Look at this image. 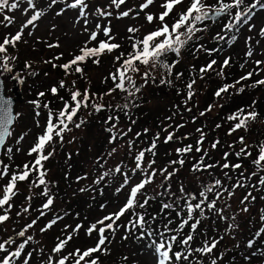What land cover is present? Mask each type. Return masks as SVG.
Returning <instances> with one entry per match:
<instances>
[{"label": "snow or ice", "instance_id": "snow-or-ice-1", "mask_svg": "<svg viewBox=\"0 0 264 264\" xmlns=\"http://www.w3.org/2000/svg\"><path fill=\"white\" fill-rule=\"evenodd\" d=\"M57 2L58 0H50L49 7L57 4ZM125 2L126 0H111V3L117 8L125 4ZM154 3L155 0H143V2L139 5V8L141 11H143L148 9L149 6L153 5ZM27 4L29 9L36 8L34 0H27ZM18 7V0H0V13H4L6 9L11 11L17 9ZM66 7L78 8L80 17L85 18L84 23L87 25V13L85 12L87 4L85 3V0H71L70 3H66ZM178 8L180 9L179 11H177ZM256 8L264 10V0H252V3L250 4H245V0H214V3H208V0H163V3L160 5L161 10L158 13L148 12L145 14L146 22L149 25H153L152 30L147 31L141 37H136L135 34L139 32L140 29L136 27H129L128 32L132 34L129 36L131 50L127 53L121 52L118 56L114 57V63L119 64V67H117L114 72H110L109 77L105 78V80L111 78L113 81V87L104 94L92 93L88 88H85L83 91L78 88L74 91L70 90V101L64 100V98L61 97V100L63 101L62 109H60L58 112H52L51 110L48 112L43 133L38 135L36 142L29 149V155L36 154L34 161L31 162V166L28 163H25L21 171L12 172L8 183L3 187L2 195H0V209H3V214H0V224L10 219L9 211L12 208L11 200L18 193L17 183L27 180L33 173H35L36 179L32 181L31 187H39L43 185L44 191L42 195L47 197L46 202L42 205V209H49L50 206L53 205L54 199L52 195H50L49 189L47 187V170L44 168L43 162L47 161L51 156H53L55 149L52 148V150L47 151L46 154L45 150L46 148L51 147L54 140L57 138L60 140V142H63L64 133L72 130L70 125L78 129L86 123V119L84 117H78V113L81 111V109H90L88 115L99 113L101 111L115 110L122 111L126 116H128L131 107L139 106L136 103V100L139 98L137 94L141 92L143 86L150 81L152 83L156 82V76L154 75V72L157 68L166 71V75L162 74L159 79L160 85L172 84V81L168 79V77L172 75L173 68L179 63V57L182 50H184L191 42H193L194 39H200V37L197 36V33H203L207 31L208 24L206 21H212L215 23L222 17H227V21L222 25L221 32L216 33L213 39L218 43H231L232 41L236 40L237 37L234 34V31L238 32L239 26L241 24L249 25V30L254 27V25H250V21L253 18V12ZM24 11L27 12L28 9H25ZM63 11L64 9H61L57 15L62 14ZM132 11L133 9L130 8L127 11L121 12L119 15L121 17H127ZM97 12L101 16L111 15L110 12H107L104 9H97ZM42 15V11H35L34 14H32L31 17L26 21V23L21 26V29L15 33V35L10 37L5 36L3 41L0 42V67H2L4 70H10L9 62L11 60L18 59L17 56H12L8 53V47L11 46L13 49H15L17 44L22 41L24 29L28 28L29 26H34L35 22L39 20ZM137 15H139V13H137ZM3 21L11 24L12 18L8 15H4ZM100 27L101 26L99 24L96 25L97 29H100ZM103 33L106 39L100 40L98 45L89 47L88 42H85L84 46L79 49L78 55H74L71 60L64 64L57 65L53 63L52 66L60 67L64 70L67 76L71 75L73 72L82 75L84 69L81 67V65L86 63L89 59H91L94 64L98 65L102 55L105 53H112L114 50H117L121 47L120 44L112 42L114 37L110 35L111 29L109 27H104ZM229 33H232V35L229 36ZM31 34L32 33L29 32V35ZM260 34L264 36V28L260 29ZM97 36L98 32L92 31L90 33L89 40L96 41ZM248 39L251 40V37ZM48 47H59V44H48ZM218 50V48L206 49L203 44H196L194 46V53L206 51L209 55H211ZM169 54H174L177 59L168 62L166 58L169 56ZM252 55L253 51L251 48H249V50L246 52V56L251 57ZM61 56H57L54 59H60ZM230 59V57L224 59L221 69L219 72H217V75H223V69L229 66ZM45 63H52V61H45ZM216 63V60H210L205 66L200 68V73L204 74L210 70H213V66L216 65ZM255 64L259 67L260 65L264 64V61L257 60L255 61ZM140 66L144 67L145 70L143 72H141ZM25 67L31 68V64L26 62ZM241 67H243V65ZM133 74L141 76L143 83L138 85L137 81L133 77ZM253 74L254 73L252 71L247 72L245 75L241 76L240 79L235 82V84H239L241 81L250 79ZM182 75V73H176L177 78L181 77ZM195 82V80H191L186 84L188 89V99L184 101L185 104H187L188 100H191L194 95L193 86ZM75 84L76 81H72L73 87H75ZM235 84H223L215 91L214 95L216 97H222L223 94L228 93L230 89L234 88ZM258 85H264V79L257 80L252 85L248 86L256 87ZM65 87V80H61L59 81L58 87L54 85L50 88V92L55 96L58 94L60 88ZM116 90L126 93L125 103L116 105L109 103L108 105H105L103 103L96 102L97 100L102 101L104 96H110ZM243 90V87L238 89L239 92H242ZM37 95L38 97H43L46 95V93L39 92ZM32 103L37 108L41 107L38 100H34ZM43 107L48 108L49 105L45 103ZM212 107L213 105H209L208 108L205 109V112L211 111ZM188 111H191V109H188ZM205 112H201L200 116H204ZM257 116L258 113L255 110H246L243 108L238 109L236 112L227 117L228 120L236 121L229 129V134H232L241 128L247 130L249 122L255 121ZM169 119H171V117H169ZM109 122L112 123L110 127L106 128V131L111 133L109 138L110 144L115 143L117 139L123 138L127 135L126 132H121L118 129V115H109L105 123ZM12 123L13 114L11 108L7 106L5 102L0 101V146H3L5 144L6 137L12 134L9 128V125ZM132 123H135V121H132ZM179 127H183V125H177V128ZM216 127L219 128L220 125L218 124ZM128 131L130 132L131 128H129ZM144 131L147 132L148 130L145 129ZM197 132L200 133V136L196 141L195 148L193 149V145H186L183 148H177L176 152L178 154H187L193 150L196 152L203 151L202 144L205 140L206 134L202 129H197ZM136 135L140 136V133H136ZM20 139H23V137L21 136ZM158 139L159 134H157L156 139L152 141L149 148L140 150L135 155V166L131 169V172L136 173L138 170H141L143 178L131 187L129 195L126 198V202L123 204V206L120 207L117 212L109 213L107 216L102 217L100 220L89 225L87 228L86 232L89 236H91L93 232L98 233V240L93 247H88L83 250L76 248L73 251L68 252L66 255L64 254L67 244L73 239V233L78 232L83 227L82 225L78 224L74 229H72V232L67 233L63 239L58 238V242L50 249V254L47 255L46 259L43 255L44 249L39 247V241H36L37 247L27 250L35 240V236L33 234L27 233L33 228L34 225H36L37 218L31 220L30 223L25 224L24 227L16 233V236L22 238L19 242L14 240L11 236L0 242V253L3 254L0 255V264H31L33 256L37 252L41 253V264H99V257L95 256L94 254L98 252H108V249L104 247L109 239L106 233H114L116 227H119L116 222L130 211L132 213V219L129 220L128 225L125 227L129 232L133 230H139V238L147 237L151 241L152 250L157 256V264H173V261H175V264H180L182 260L190 261V257H192L194 252L201 254H211L217 247V240L212 239L211 241H205L202 247L195 249L192 248L191 242L194 238L193 233L196 231L198 225L201 222L200 217H205L206 212L215 213L220 219H228V217L224 216V212L227 208H230V205L225 204L223 207H218L217 204L218 201L224 198L225 192H227L228 197H231L233 192L231 189L224 186L223 181L220 178H215L209 183L202 184L198 193L186 192L184 187L181 185L179 188L180 195L176 197L175 200H173L171 203H161L162 210H168L172 209L174 205L179 204V202L183 200L181 210L178 211L176 215L183 216V214L186 212V216L180 220L175 229L170 227L173 221L169 219L167 223L162 226V229L158 231L151 226L155 222V217H152L151 220H148L146 219L145 213H137L135 211L137 207L144 209L145 206L149 204L150 200L156 198V196L146 195L143 191L147 185L153 183L154 178L157 175V170L152 167L155 161H149L147 168H144L143 166L145 153L152 152L154 154L156 140ZM173 139H175V134L173 132H168L164 142L167 143ZM239 141L242 147L240 148L239 152L235 153L236 157L238 159L251 157L252 154L247 150L248 145L245 143L244 137H240ZM17 143H19V140ZM132 143V141L128 142L129 150H131ZM219 143L220 141L217 139L212 143L211 147L215 149ZM230 147L232 146L230 145ZM7 152L11 153L12 149L8 148ZM115 152L116 148L114 147L110 152L107 153V155L110 157ZM206 156L207 152L204 151L200 159L195 164H193L192 170L194 172L207 171L218 166L217 164L206 163ZM228 156V152L223 154V159L225 162L222 165H219L221 169L231 168L239 170L243 168L241 163L230 164L227 160ZM101 159L102 158L100 157L97 158L98 164L100 163ZM2 163L3 162L0 161V164ZM171 163H179L180 165H183L184 160L179 159L178 161H171ZM252 163L258 170L264 171V142L258 146V154ZM100 167L104 168V164H100ZM9 168V165H3V168L0 169V178L9 175ZM159 172L163 176V179L168 181L174 175L175 169L172 172H169L166 168H164L160 169ZM114 174L123 175V183L121 184V188L129 183L128 173L122 172L121 164H117L114 168H109L101 172V174L96 177L93 183L100 184L105 180V178H111ZM224 176L226 178H230L227 172L224 173ZM240 176L246 181L251 179L253 176H257V173L254 171L248 176H245L244 172H241ZM80 179H86V177H77V180ZM257 179L259 185H264V176H260ZM244 186L245 184L242 183L241 179L238 178L231 188L234 189ZM160 187L164 188V185L161 184ZM170 189L171 185L169 184L167 188H164L163 192H159L156 195L163 197L170 191ZM80 190L85 191L83 188ZM119 190L120 189H117V191ZM209 194L212 195L211 199H209ZM173 195L175 194L173 193ZM141 196H143L142 202L140 200ZM31 198V195L26 197L27 200H31ZM248 199L249 197L246 196L244 201H247ZM244 201H242V203H244ZM29 207H24L23 212L27 213L29 211ZM101 207H103V205ZM242 210L247 211L248 209L243 208ZM39 215L44 216L45 211H40ZM17 216H20L19 212L17 213ZM59 219H61V217H55L39 231L44 233ZM232 219H235L234 215ZM260 220L264 221V215L260 217ZM190 222L191 231L178 241L180 233L183 232L185 226H188ZM234 227H236L234 224L228 225L229 229ZM67 228L68 226L66 225L65 229ZM262 232H264V228L260 229L256 235L261 236ZM177 242H179L181 247L179 250L174 251V246ZM247 243L249 247L254 246V242L251 239H249ZM126 259L127 257H125V260ZM211 264H217V259H212Z\"/></svg>", "mask_w": 264, "mask_h": 264}, {"label": "rangeland", "instance_id": "rangeland-1", "mask_svg": "<svg viewBox=\"0 0 264 264\" xmlns=\"http://www.w3.org/2000/svg\"><path fill=\"white\" fill-rule=\"evenodd\" d=\"M96 1L95 10L90 11L86 16L88 21L87 25H85L82 18L77 17L71 11L69 12L67 7V10L62 8L64 9L62 14L57 15L61 9H57V4L49 7L50 0H34V3L36 4L35 9L28 8L27 0H18L19 7L11 11L6 9L4 13H0V19H3L4 15L11 17L12 23L8 24L5 21L3 26L14 33L15 30L21 29V26L24 24V22L28 20L35 11H42L43 15L35 22L34 26H29L28 28L24 29L23 34L26 36L25 40L27 39L24 44V51L26 52V59L30 58V64L31 61L37 62V60L41 61L43 58L46 61H50L59 54H62L63 58L65 57L64 53L71 55L72 52H75L79 46H84L85 42H88V46L90 47L97 45V40H89L90 33L92 31H97L99 34H101L103 26H101L100 29H97L96 25H100L102 22L104 23V20H106V16H101L97 12V9H104L105 11L112 13L114 7L112 8V5L110 2H108V0ZM142 2L143 0H126L125 4L121 5L124 11H127L130 8L133 9L129 16L124 17L123 26L136 27L139 28L141 32L152 30L153 25H149L146 22L145 14L148 12L158 13L161 10L160 5L163 3V0H155V3L149 6L148 9L141 11L139 5ZM25 9H28V11L25 12ZM136 10H139V15H137L138 12H136ZM59 16L61 19H59ZM226 21L227 17H222L215 23L212 21H206L208 24L207 31L203 33H197V36L201 38L198 44H203L206 49H209L210 47L212 48L214 46L212 43L217 42L213 39V37L216 35V33L221 32L222 25ZM250 25H254L251 30H249V25L241 26L235 41H232L231 43L220 42V45H223L221 46L222 55L219 57V61L228 58V55H231L232 59L234 58L236 60H242L243 67H241L240 70L233 69L234 76L232 83L238 81L241 76L249 71H252L254 76L246 81H241L240 84L246 85L247 82H251L253 78H264V64L260 65L259 67L255 64V61L257 60L264 61V36L260 34V29L264 28V10H260L254 16L253 20L250 21ZM4 31L5 30H3L0 34V40L1 37L4 36ZM29 32L32 34L29 35ZM249 37H251V40L248 39ZM57 43L59 44V47H48V44ZM249 48H251L253 51V55L251 57L246 56V52L249 50ZM200 52H202L201 55L203 58L207 54L206 51H199L197 54L199 55ZM181 55L183 62L190 63V61L186 60L188 58L187 52L181 53ZM216 68L217 71H215L213 67V70H210L203 75H198V81L193 86L194 97L197 99V103H200L201 105L206 103L213 105L212 110L208 111V113L206 112V114L203 116L204 120L206 119L209 122L214 120L213 117L217 115L219 105L221 101L226 98L225 96H227V94L225 93L222 95V97H220L221 101L219 98H216L214 101L209 102L206 99V91H208L207 87L213 82L219 84L220 80L230 73L228 72L230 67L227 66L223 69V75H220V78L216 80L215 76L209 73L219 72L220 67L218 66ZM236 68L237 67L235 66V69ZM9 69L10 70H4L2 67H0V76L4 82L6 95L10 96L13 95V93H17L18 86H20L22 99L21 102L17 103L14 107L15 117L10 128L12 134L8 136L7 142L3 148V154L0 159V161L3 162L0 164V169L3 168V165L10 166L9 175L0 178V181H8L10 179L11 173L14 171H21L25 163H28L31 166L32 159L35 156L34 154H28L29 149L36 142L38 135L43 133L48 112L50 110L52 112H57V104L53 101H49L47 99H38L41 100L39 101L41 105L39 108L35 107L32 103L36 98L37 92L40 90H47L54 85L57 86V74L50 71L46 75L45 72L43 74L42 81L44 84L36 85V82L33 80H38L39 78L42 79L40 75L42 74L43 69L33 73L30 70L24 71L25 73H21V67L16 68L11 62H9ZM90 72H94L93 78L97 80L101 79V77L104 75V70L102 68H94L91 69ZM139 79L143 83L141 76H139ZM202 84H205V86H202ZM155 87L157 89H153ZM165 87L166 88L160 84L157 85L156 83L152 85V82L150 81L143 86L141 92L138 94L139 96L142 94L150 96L151 90L153 89L152 91H160L159 93L161 96L166 97L165 100L167 98L171 100V92L168 90L169 88L166 85ZM262 87L264 88V85H262ZM263 88L256 90V92L250 96V99L255 102V99H257L259 96L264 98ZM50 98L51 100L53 99V97ZM45 102L49 105L48 108L43 107ZM88 112L83 111L82 117L90 116L88 115ZM164 114L163 116H165ZM89 121L90 119L86 120L85 126H82L78 129L70 125L72 130L64 133L63 142H60V140L57 138L54 140L51 147H48L45 150L46 154L47 151H51L52 148L55 149L53 156L50 157L53 159V161L49 158L47 161L43 162V166L47 170V187L49 189L50 195H52L54 199V203L49 209H40L47 199V197L42 195L44 186L31 187L32 181L36 179L35 173L30 175V177L24 182L20 181L18 183L20 189L23 188L24 190H27L28 196H32L31 202H35L33 207L37 211H45V215L39 217L42 219L37 220V223L42 225L41 227H44L55 217H61V219L57 220V222L44 233H40V231L35 227L28 231V234H33L35 238L41 241L42 248L44 249L43 255L45 259L47 255L50 254L51 247L58 242V238L63 239L67 233L72 232V229H74L78 224L82 225L83 227L78 232L73 233V239L67 244L64 254L66 255L68 252H71L76 248L83 250L88 247H93L98 240V233L93 232L91 236H89L86 232L89 225L100 220L102 217L107 216L109 213L117 212L121 205L126 202V198L129 195L131 187L143 178L141 170H138L136 173L131 172V169L135 166L134 157L138 151L143 150L142 145L139 143L136 144L131 137V139H121L117 143H111L112 145L109 142L105 143L106 135H108L106 128L110 127V125H100V127L103 128H98L97 130H101L103 132L100 133L102 135L101 138H97L93 133L89 134L87 132V123ZM176 122L177 119L175 118L169 120L168 123L166 122V124L170 125L167 130H172L171 132L174 134H177V130L175 129ZM236 131L237 133H240L241 130L238 129ZM232 134H229V132L227 133L231 139L233 137L231 136ZM166 135L163 132L160 136ZM21 136L23 139H20ZM89 138L90 140H88ZM18 140L19 143H17ZM129 141L133 142L131 150H129ZM94 142L101 144L97 148V152L91 148ZM245 143L247 145H253L251 138H247ZM103 146L105 148H103ZM114 147L116 148V152L109 157L107 153L110 152ZM175 147L176 145L173 146L172 151L175 150ZM8 148L12 149L11 153L7 152ZM171 154L172 156L170 157V160L167 159V161H165L166 164H164L163 161L160 164L154 163V165H152V167L157 170V175L155 176L153 183L147 185L145 190H143L146 195L157 196V193L163 192L164 188H167L170 184L171 189L168 192V196L171 198V200H175L176 197L180 195L179 188L181 185L184 187L186 192L192 193L193 190L187 189L190 184L200 183L196 181L198 179H204L205 182L213 179L212 174L209 173L197 174L191 172L190 166H188V164L185 166H181L179 163L172 164L171 161H178L176 159L178 156H175L177 154L176 151L175 153ZM98 157L102 158L99 164L97 163ZM149 161H151V159L144 158V168H147ZM100 164H104V168H101ZM117 164L122 165V172L128 173L129 183L126 186L121 188V184L123 183L122 174H114L111 178H105V180L100 184L93 183V181L98 175L101 174V172L109 168H114ZM164 168H166L169 172H172L175 169L174 175L168 181H165L159 172L160 169ZM257 174L264 176V171H257ZM77 177H86V179L77 180ZM222 177L226 178L224 174ZM161 184L164 185V188L160 187ZM82 188L85 189V191H81L80 189ZM117 189L120 190L117 191ZM238 189H236V191H232L233 195L231 197L224 196V198L218 201L217 204L218 207H223L225 204L230 205V208H227L224 214L227 213L230 216H235V221H233L232 224L236 225V227L228 229V231L225 232L226 234L224 233L226 238H223L222 246L225 247L227 245H233L235 247H237L236 245H243L246 247V239L252 236V231H255L252 230L253 226L257 223V226L262 228L261 224L264 225V221L260 220L261 214L258 203L251 204L249 199L244 201L243 196H249V193H244ZM114 191L116 192L115 195L111 196ZM173 193L175 195H173ZM38 197L42 198V200L37 201ZM140 200H143V196L140 197ZM242 201H244V203H242ZM102 205L103 207H101ZM243 208H247L248 210L243 211ZM18 212L23 213L22 206L19 207ZM214 216L215 218L218 217L217 215L213 214L212 216L208 217V221L212 220ZM130 219H132L131 212L128 216H124L121 220L119 219L116 222L119 227H116L114 233H106L109 239L104 247L108 249V252H98L94 254L95 256L99 257V264H126L125 262L121 261L123 260L121 257V244L123 245L124 242H127V238L125 237H127L126 235L128 229L125 226L128 225ZM66 225L68 226L67 229H65ZM214 225H216V223H212L211 227ZM22 226L23 225L20 224L17 228H21ZM136 231L139 232V230ZM200 231L201 232H198V235H194V237L198 236L199 238L196 240L200 239V242L203 245L205 241H211L213 238L217 240L218 238V235L210 234L206 239L205 237L201 236L205 232L202 230ZM180 234L182 237H184L188 233L182 232ZM252 237H254L253 240L255 243L259 241L256 236ZM143 250L144 251L139 254L136 264H157V256L152 250L150 240L146 243L143 242ZM124 251H126V249H124ZM213 253L214 251L211 254H208L210 257L209 260L199 261L197 264H211V260L214 259ZM37 255H39V262L35 263L32 261L31 264H41V253L37 252ZM223 264L229 263L226 262ZM258 264H260V262Z\"/></svg>", "mask_w": 264, "mask_h": 264}, {"label": "trees", "instance_id": "trees-1", "mask_svg": "<svg viewBox=\"0 0 264 264\" xmlns=\"http://www.w3.org/2000/svg\"><path fill=\"white\" fill-rule=\"evenodd\" d=\"M71 0H58L57 2V9H66V3H70ZM96 0H85V3L87 4V8L85 9L86 13L88 14L90 11L95 10V4ZM108 2L111 3V0H108ZM208 3H214V0H208ZM252 3V0H245V4ZM112 5V8L114 7L112 13L110 16H106V20H104V23L102 22L100 26L109 27L111 29L110 35L114 37V40L112 42H115L117 44H120L121 47L117 50H114L112 53H105L100 57V63L94 64L91 59H89L86 63L82 64L81 67L84 69L83 74H77L73 72L71 75L65 74L64 70L60 67H53L52 64L55 63L57 65L64 64L71 60L74 55L79 54L80 46L75 50V52H72L71 55H67L64 53L65 57L61 56L59 54L58 56H61L60 59H51L52 63H45V59L43 58L41 61L37 60V62L31 61V68H26L25 63H29V59H26V52L24 51V44L26 42L25 35L23 34L22 41L19 42L15 49H13L11 46L8 47V53L12 56H17L18 59L11 60L10 62L12 65H14L16 68L21 67V73L24 71L30 70L32 73L36 72L38 70H42V74L40 75L42 79L33 80L36 82V85H42L44 84L43 81V74L46 72L52 71L53 73L57 74V87L59 86V81L65 80L66 87L60 88L57 95H52L50 92V88L47 90H40L39 92H45L46 97L43 96L38 97V93H36L35 100L38 99H47L49 101H53L57 104V112L62 109L63 107V101L61 100V97L64 98V100L70 101V90L74 91L77 88L83 91L85 88L90 89L92 93L96 94H104L108 92L110 88L113 87V81L111 78H108L105 80L106 77H109L110 72H114L117 67H119V64L114 63V57L118 56L121 52H129L130 49V41L129 36L132 35L128 32L129 26H123L124 17H121L119 14L123 12L122 6L117 8L115 5ZM67 10V9H66ZM180 9H177L179 11ZM262 9L256 8L253 12V18L254 16ZM68 11L74 13L77 17L82 18L84 20V17H80L79 9L78 8H68ZM253 18L251 20H253ZM59 19L60 16H59ZM27 21V20H26ZM24 22V24L26 23ZM5 21L3 19H0V34L3 30H5L4 36L1 37L0 42L3 41L5 36H12L15 35V33L19 30H15L14 33L9 31V29L5 28L3 26ZM245 24H241L239 26V30L241 29V26ZM103 33V29H102ZM98 33V39H97V45L100 40H105L106 37L103 34ZM146 32H137L135 34L136 37H141ZM6 34V35H5ZM234 34L236 37L239 34L238 32L234 31ZM232 35V33H229V36ZM201 39V38H200ZM199 40H193L184 50H182L181 53L187 52L188 58L187 61H190V63L183 62L182 55L179 57V63L173 68L172 75L168 77L172 81L171 85L165 84L171 92V100L166 97L161 96L159 93L160 91H152L153 89H157L156 87L151 90V95L147 96L146 94H142L136 100V103L139 105L138 107H131L130 113L128 116H126L122 111H101L99 113H94L90 116H83L86 120L90 119V121L87 123L88 129L87 132L89 134H94L97 138H101V134L103 131L97 130L102 124H108L111 126L112 122L105 123L107 117L109 115L113 116H119V123H118V129L121 132H126L127 135L123 138L117 139L115 143H117L119 140L123 139H131L137 144L142 145V149H147L150 147L152 141L156 139L157 134H159V139L156 140V148L154 150V154L152 152H146L144 158H149L151 161H155V164H160L161 162L167 161V159L170 160V157L172 156L171 153H175L177 148H183L186 145H193V149L195 148L196 141L199 139L200 133L197 132V129H202L205 135V140L202 144V152H196L193 150L190 153L187 154H177L175 156H178L176 158L177 160L183 159L184 164L181 166H185L188 164L190 166L191 172H194L192 170L193 164H195L201 157L204 151L207 152V156L205 157L206 163L211 164H217V167H214L212 169H209L207 171H197L194 173L200 174V173H209L212 174L213 179L220 178L223 181V184L225 187L231 189L232 191H236L238 189L239 191H243L244 193H249V200L251 204H257L259 205L260 214L261 216L264 215V185H259L258 183V177H260L259 174L257 176H253L251 179L244 180L243 177L240 176L241 172H244L245 176H248L252 172H256L261 170H258L252 163L253 160L256 159V156L258 154V146L264 142V98L258 97L254 101L250 99V96L256 92V90L262 89V85H258L256 87H249L248 85H252L255 81L264 79V78H253L252 81L247 82L246 85L243 84H236L234 88L230 89L225 96L226 98L221 101L220 97H216L214 95L215 91L221 87L223 84H235L233 82V76H234V70H240L242 66V60H236L232 59L231 55H228L227 57L230 59V70L224 78H222L217 84L216 82H213L209 84L208 91H206V99L210 101H214L216 98H219L221 103L219 105L218 113L216 116H212L214 120L209 122L208 120H204L203 116H200L201 112H205V109L208 108L209 104H203L197 103V99L192 97L191 100H188L187 104L184 103L187 98L188 89L186 87V84L190 82L191 80L198 81V75H203L200 73V68L202 66H205L210 60H216L217 63L214 65L215 71H217L216 67H220L223 64L222 59L219 61V57L222 55V48L220 45V42L212 43L214 46L212 48H218L219 50L217 52L212 53L209 55L208 53L203 58L201 55L202 52L197 54L198 52L194 53V46L200 42ZM233 44V43H232ZM229 45V44H227ZM226 45V46H227ZM32 46V45H31ZM90 47V46H89ZM92 47V46H91ZM211 47L209 49H212ZM56 57V56H55ZM72 57V58H70ZM66 58V59H65ZM68 58V59H67ZM244 58V57H243ZM168 62H171L172 60L177 59V57L174 54H169V56L166 58ZM219 62V63H218ZM30 64V63H29ZM235 66L237 67L235 69ZM141 67V72H143L145 69L143 66ZM36 68V70H35ZM94 68H102L104 70V75L101 77V79L97 80L93 78L94 72H90L91 69ZM234 69V70H233ZM25 73V72H24ZM176 73H182L183 75L179 78H177ZM210 74H213L215 76V79L218 80L220 78V75H217V72H209ZM166 75V71L160 68H157L154 72V75L156 76V84L159 85V79L161 75ZM245 75V74H244ZM254 76V75H253ZM252 76V77H253ZM134 79L137 81V84H142L141 80L139 79V75L133 74ZM226 78V79H225ZM72 81H76L75 87L72 85ZM195 82V83H196ZM154 85V83H152ZM165 85H162L164 88ZM202 86H205V84H202ZM241 87L244 88L242 92H239L238 89ZM264 89V88H263ZM179 90V91H178ZM194 92V91H193ZM125 96L126 93L121 92L120 90H116L112 95H106L103 97V100H97V103H103L105 105H108L111 103L112 105L116 104H123L125 103ZM35 97V94H34ZM50 97H53L51 100ZM41 101V100H38ZM46 103V102H45ZM201 105V106H200ZM55 107V106H53ZM251 109L255 110L258 113L257 118L255 121H250L248 124L247 130L244 128H241L240 133H233L230 138L227 133L229 132V129L233 126V124L236 121L228 120L227 117L231 115L232 113L236 112L238 109ZM188 109H191V111H188ZM88 112L90 109H81V111L78 113V117H82V112ZM166 113V114H164ZM208 113V112H207ZM163 114L165 116H163ZM206 114V112H205ZM169 117L171 119H177L175 129L177 130V134L175 133V139L172 141H169L165 143V137L166 136H160L163 132L168 133L172 130H167L170 125L166 124L168 123ZM195 118V119H194ZM76 119V118H74ZM132 121H135V123H132ZM183 125V127L177 128V125ZM220 125L219 128H217V125ZM85 126V124L83 125ZM131 128V131L129 132L128 129ZM147 129L148 131L145 132L144 130ZM108 135H106L105 143L109 142V138L111 133L107 132ZM136 133H140V136H137ZM131 137V138H130ZM244 137V140L252 139V143L248 144V151L251 152V157L249 158H241L238 159L235 155L236 152L240 151V148L242 145L240 144L239 138ZM219 140L220 143L217 145L215 149L211 147L212 143L216 140ZM90 140V138L88 139ZM98 142H94L92 145V149H94L95 152H97V148L100 146ZM112 145V144H111ZM176 145L175 150L172 151L173 146ZM230 145L232 147H230ZM96 146V147H95ZM103 148H105L103 146ZM225 152L229 153V156L227 158L228 162L230 164L235 163H241L243 165L242 169L235 170V169H221L219 165H222L225 160L223 159V154ZM64 158V155H63ZM52 161L53 159L50 158ZM62 163V162H61ZM180 165V164H179ZM54 166V165H53ZM227 172L230 178H223V174ZM231 173V174H230ZM241 179V182L245 184L244 187H237L232 189L231 186L236 182L237 179ZM213 179L209 180L208 182H205L204 179H198L196 181L200 182L198 184H190L187 189L193 190L192 193H198L200 190V187L204 183H209ZM115 191L112 193L111 196L115 195ZM169 193L165 194L163 197L156 196L155 199H152L149 201V204L145 206L144 209L136 208L135 211L137 213H145L146 219L151 220L152 217H155V222L151 225L153 228L157 229L158 231L162 229V226L167 223L169 219L173 221V223L170 225L171 228L175 229L177 224L180 222L184 216H186V212L183 214V216H177L176 213L181 210V207L183 205V200L179 202V204H176L173 206L172 209L168 210H162L161 203H171L173 200L168 196ZM149 196V195H148ZM153 196V195H152ZM224 196H228L227 192L224 193ZM246 196H243L245 198ZM254 197V199H253ZM212 198V195L209 194V199ZM242 200V197H241ZM142 202V201H141ZM125 203V202H124ZM123 203V204H124ZM121 205V207L123 206ZM119 210V209H118ZM131 212V211H130ZM130 212L126 213L124 216H128ZM215 213L206 212L205 217H200L202 220L200 224L198 225L196 231L193 233L194 235H198V232H201L200 230L204 231L201 236L205 237L206 239L209 237V235H218L217 241V247L213 250V258L217 259V264H223L228 262L229 264H264V232L261 233V236H257L256 233L260 231L264 227L263 224H261L262 228H259L257 226V223L253 226L252 230V236H256L259 241L255 243L253 240L254 237H249L246 239V247L243 245H236L235 246H229L227 245L222 246V240L223 238H226L224 235L225 232L228 231V225L232 224L235 219H232L233 216H230L229 214H224V216L228 217V219H220L219 217L215 216L212 218V220L208 221V217L212 216ZM198 215V213H197ZM216 215V214H215ZM122 216L120 220L124 217ZM212 223H216V225L211 227ZM189 223L188 226H185L183 229V232L189 233L191 231ZM125 231V229H124ZM135 232V234H134ZM225 233V234H224ZM170 235V234H169ZM127 242H124L123 245L121 244V257L123 262L126 264L134 263L136 264L137 258L140 253H142L143 250V242L146 243L149 241L147 237L139 238V232L136 230L134 231H127ZM182 235L178 237L179 239H182ZM199 238L198 236L193 238V241L191 242L192 248H199L202 247L203 244L200 242L201 240H196ZM129 239V240H128ZM215 239V238H213ZM251 239L254 242L253 247L248 246V240ZM221 243V245H220ZM113 245V244H111ZM181 245L179 242L176 243L174 246V251L179 250ZM126 249V251H124ZM125 257L127 259L125 260ZM210 257L208 254H201L194 252L192 257H190V261H181L180 264H197L199 261L203 260H209ZM173 264H175V261H173Z\"/></svg>", "mask_w": 264, "mask_h": 264}, {"label": "flooded vegetation", "instance_id": "flooded-vegetation-1", "mask_svg": "<svg viewBox=\"0 0 264 264\" xmlns=\"http://www.w3.org/2000/svg\"><path fill=\"white\" fill-rule=\"evenodd\" d=\"M2 154H3V150L1 152L0 159H1ZM8 181H5V180L0 181V195H2L3 187L8 183ZM18 183H17L18 193L11 200L12 208L9 211L10 219L0 224V242H2L4 239H7L9 236H11L14 240L19 242L22 238L16 236V233L20 231L24 227L25 224L30 223L31 220L37 219V218H38L37 220L42 219V218H39L40 211H37L33 207V204L35 202H31V200L26 199V197H28V192L27 190H24L23 188L20 189L18 186ZM38 200H42V198L38 197L37 201ZM20 206H22V212H23L24 207L30 206L29 211L27 213H24V212L20 213V216H17ZM40 209H42V207ZM0 214H3V209H0ZM20 224H22L23 226L21 228H17ZM41 226L42 225L40 223H36V225H34L33 227L40 230V228H43ZM36 241H39V247H42L41 241L35 238V240L32 242V244L27 250H31L32 248L37 247ZM0 255H3V254L0 253ZM32 261L35 263L39 262V255H37V253L34 254Z\"/></svg>", "mask_w": 264, "mask_h": 264}, {"label": "water", "instance_id": "water-1", "mask_svg": "<svg viewBox=\"0 0 264 264\" xmlns=\"http://www.w3.org/2000/svg\"><path fill=\"white\" fill-rule=\"evenodd\" d=\"M136 12L140 13L139 10H136ZM20 99H21L20 91L18 93H14L13 96H6L5 95L3 79L0 76V101L5 102L7 104V106H9L11 108L12 114H13V122H14L13 108H14V105L17 102V100L20 101ZM12 124L9 125V128L12 126ZM6 139H7V137H6ZM6 139H5V141H6ZM1 149H2V146H0V153H1Z\"/></svg>", "mask_w": 264, "mask_h": 264}]
</instances>
